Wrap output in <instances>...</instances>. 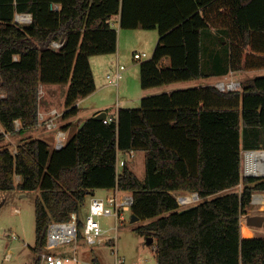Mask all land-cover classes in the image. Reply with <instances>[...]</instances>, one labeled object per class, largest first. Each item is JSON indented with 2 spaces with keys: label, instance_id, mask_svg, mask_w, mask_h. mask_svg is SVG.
Returning <instances> with one entry per match:
<instances>
[{
  "label": "trees",
  "instance_id": "16d2710c",
  "mask_svg": "<svg viewBox=\"0 0 264 264\" xmlns=\"http://www.w3.org/2000/svg\"><path fill=\"white\" fill-rule=\"evenodd\" d=\"M17 14L33 20L18 24ZM113 20L159 33L140 63L145 90L264 69V0H0V141L38 126L41 86L68 84L62 116L80 114L79 101L96 90L91 57L118 51ZM212 29L228 47L217 61L203 59ZM100 113L61 149L39 138L0 149V191L40 192L37 255L52 222L71 220L95 190L118 188L133 195L131 212L150 220L136 231L154 238L158 264H264V237L241 233L254 193H264V178L242 175L243 151H264V77L237 91L206 85L147 96L108 123ZM133 152L146 154L144 181L129 161L118 170L119 154ZM181 193L202 201L181 209Z\"/></svg>",
  "mask_w": 264,
  "mask_h": 264
},
{
  "label": "rangeland",
  "instance_id": "374dc122",
  "mask_svg": "<svg viewBox=\"0 0 264 264\" xmlns=\"http://www.w3.org/2000/svg\"><path fill=\"white\" fill-rule=\"evenodd\" d=\"M16 22V21H15ZM19 24V23H18ZM118 31L124 32L123 34H130L134 30H125L120 29L119 26H116ZM150 34H156L159 39V33L157 30L151 31ZM122 45V60L120 63L124 65L127 70L123 72L124 79L121 81L123 84V89L130 93L131 97H133V101L127 104L122 108H139L141 105V100L145 96H139L144 94L142 93L141 83H140V63L142 61L149 60L152 55L155 46L151 42H144L143 40L133 37L128 38L121 41ZM154 47V48H153ZM153 49V50H152ZM220 54L226 57V52H228V47L221 45L219 48ZM136 52L146 53L147 57L143 60L135 59L134 54ZM108 57L114 56L113 54H108ZM105 55L93 56L90 60L91 67L93 70L94 77L96 79L95 82L106 83L110 82L107 78L109 75H113L115 73L112 66L106 65L105 61H101ZM206 67V66H205ZM264 77V69L255 70V71H242V72H233L230 73L228 77L225 78H214V79H199V80H189V81H179L175 83L166 84L160 87L153 88V90H157L156 94L169 93L175 90H183L188 88H193L197 86L203 85H214L216 86L218 83H224L226 85L237 82L240 84V88L238 90H242L243 85L247 83L250 79ZM113 89L111 92L104 91V94H99L89 101L86 104H83L81 108V112L78 116L77 120L85 121L88 118L94 115L93 109H95V105L108 103L110 106H105L109 108L101 109L103 112L107 113L109 117L114 113L115 108L117 107V103L122 101V98L118 97V88L116 86H109ZM69 89V85H45L43 89L40 88V96L41 100H43V104L47 102L48 97H53L51 102L54 103L57 110L61 113L65 110V100L67 96V92ZM53 90H56L53 94ZM135 90L141 92L139 94L135 93ZM224 91H229L224 90ZM237 91V90H235ZM45 92V97H44ZM4 94H1V97H4ZM97 111V110H96ZM42 112H40V116ZM43 118L40 117L38 126L45 122L42 128L25 130L22 133L16 135H7L3 140L0 141V149L3 147H10L11 150L15 151L16 147L22 141H27L30 139H43L48 140L51 147L56 148V133L58 129H60L56 119L57 128L53 130L48 129L47 125L50 121L47 120L46 116L42 115ZM45 120V122H44ZM61 120V119H60ZM20 128V124L18 126ZM77 127H74L70 132H68V136L71 137L75 133ZM32 137V138H31ZM248 151H243L242 154V166L243 171L242 175L244 177H262V175H250L247 173V162H246V153ZM145 152H135L134 158L130 155L121 154L119 155V159H129L133 172L137 175V177L144 181L146 177V167H145ZM243 190V185H239L229 192H241ZM39 191H30V192H21L19 190L14 191H0V264H33L34 259L38 257V255L33 251V247L36 243V216H35V204L36 199L39 196ZM96 197L106 198L110 197L113 194L112 190L101 189L97 190L95 193ZM258 194L264 196V193H254L253 201L251 206L247 209V213L243 215L241 221L243 226L246 227L247 230L251 231V235L253 237H264V228L249 226L246 221V217L248 215H264V204L254 203V197ZM178 195H183L178 194ZM189 195V194H188ZM187 195V196H188ZM91 195H88L85 203L82 205L79 212V219L85 220L88 214L89 203H90ZM202 200L196 203L183 205L181 209L192 207L197 205ZM132 212L125 213V220L120 222L119 229L116 232L113 229L114 220L112 217H104L101 218L102 226L107 230L105 234V238L107 239L106 244H99L92 247L86 246L82 243L78 244L77 247L80 251L79 262L70 263V264H116V256L117 253L113 248V237L117 234V249L118 255L124 260V264H158L156 259L155 247L153 245L147 244V238L141 236L137 233L136 229L140 226L146 225L150 220H139L137 222H132ZM253 230V231H252ZM247 231V232H248ZM249 233V232H248ZM244 236V235H243ZM246 237V236H244ZM112 238V239H111ZM75 244L65 245L63 247L58 248L56 251L58 253L71 254L72 249ZM114 250V251H113ZM12 255L11 260H6L8 255ZM94 260H97L94 262Z\"/></svg>",
  "mask_w": 264,
  "mask_h": 264
},
{
  "label": "built area",
  "instance_id": "2783aa9c",
  "mask_svg": "<svg viewBox=\"0 0 264 264\" xmlns=\"http://www.w3.org/2000/svg\"><path fill=\"white\" fill-rule=\"evenodd\" d=\"M33 20L31 14H17L16 23L28 24ZM113 26H119L118 21H112ZM63 46V41H54L52 47L59 50ZM135 59L143 60L147 57L146 53H135ZM126 67L118 65L115 73L108 76L109 83L113 86H118L120 80L123 77V72ZM220 90L235 91L240 88V84L232 82L228 85L224 83H218L216 85ZM52 118L50 119L47 127L49 130L57 128L56 119L61 116L57 110H53L50 113ZM43 118V116H40ZM112 118H106L105 123L111 122ZM17 128L19 122H16ZM56 149H61L67 142V133L61 129H58L56 133ZM121 154V153H120ZM119 154V155H120ZM128 161L124 159L118 160V170L125 165ZM19 180V178H18ZM113 194L110 197L99 198L94 194L91 195L88 214L85 220H80L78 214H73L71 220L67 222H52L48 228L47 242L41 253L38 254L41 264H70L79 262L80 251L77 247L82 243L86 246L94 247L99 244H106L107 239L105 234L107 230L102 226L101 218L112 217L114 220L113 229L117 232L120 222L125 220V213L131 212V208L134 203L133 195L130 192L121 191L118 188L112 189ZM177 195V200L181 207L183 205L199 202L201 199L194 194ZM184 198H189L184 200ZM117 234L113 237V248L117 253L116 264H124V260L118 255L117 249ZM75 244L72 249V253L67 255L64 253H58L56 250L65 245ZM113 250V251H114ZM12 255H8L6 260H11Z\"/></svg>",
  "mask_w": 264,
  "mask_h": 264
},
{
  "label": "crops",
  "instance_id": "0c3cea01",
  "mask_svg": "<svg viewBox=\"0 0 264 264\" xmlns=\"http://www.w3.org/2000/svg\"><path fill=\"white\" fill-rule=\"evenodd\" d=\"M151 31H155V30H144V29L139 28V29H135L130 34H126V33L123 34L124 32H122L120 30L119 31V38H118V51H117V53L113 54L114 56H111V57L110 56L108 57L107 55H105L104 58H101V59H103L101 61H105L106 62V65L108 64V65L112 66L111 67V68H113L112 70L116 71L118 65H122V63H120L121 60H122V58H123L122 57V52L123 51H122L121 41L124 40V38L125 39H128V38L137 37V38L143 40L144 42H151V43H153V46H155V45H157L159 39H158V37H157L156 34L155 35L154 34H150ZM221 38H222V35L218 31H216L215 29H212L210 31H207V32H205L203 34V45H202V47H203V59H205V58H206V60L209 59L208 61H211V60L212 61H217L218 60V58H219V52H220L219 48L221 47V44H220V39ZM225 44L226 43H224V45ZM136 53H139V52H136ZM162 65L163 66L169 65V59H164L163 62H162ZM126 70H127V68H126ZM214 71H213V73H214ZM230 73H233V72H230ZM230 73L225 74V75H222V76H212V77L206 78V80H208V79H214V78H225V77H228ZM107 78H108V76H107ZM123 79H124V74H123L122 79L119 82V85L116 86L118 88V91H119L118 92V97L119 98H122V101H119L117 103V107L115 108V111L111 115L110 118H117L118 110L120 108H122V107H125L127 104H129L134 99L133 97L130 96L131 95L130 93L128 94V92H126L123 89V84L121 83V81ZM95 81H96V79H95ZM109 86H112V85L109 82L106 83V81H104L103 83H101L99 81L96 82V90H95V92L93 94H91L90 96H88L87 98L81 99L79 101V103H78L79 107L82 108L83 104H86V102L89 101L91 98H93V97H95V96H97L99 94H104V91H107L108 93L111 92L113 89H111ZM203 86H206V85H203ZM197 87H199V86H197ZM41 89H43V86H41ZM55 91L56 90H53V94H54ZM142 91H143L142 93H144L142 95L139 94L141 92V90L140 91L135 90V93L139 94V96H142V97L145 96V97H147V96L155 95L156 92H157V90H153V88L147 89V90H142ZM44 97H45V92H44ZM51 99H53V97H48L47 102H45L43 104V102H42L43 100H41V103H40V112H42V115L46 116V118H47L48 121H49V119L52 118V116H50V113L53 110H57V108L55 107L54 103L51 102ZM110 105L111 104H108V103H106V104L103 103V104H100V105L96 104L95 105V109H93V110H95L94 111V115L96 113H98V112H101L102 113L103 111L101 109H103V108H109V107H105V106H110ZM63 112H61V113L59 112L61 114V116L57 118L58 119L57 123H58L60 129L63 130V131H65L67 133V137L69 139L70 137L68 136V132H70L74 127H77L76 131H74L76 133L78 131V129H79L80 122H82V121L77 120L79 115H77L75 117H71L69 119H64L63 116H62L63 115ZM44 122H45V120H44ZM46 123L47 122H45V124ZM45 124L41 123L39 126H37V129L42 128L43 125H45ZM34 130H36V129H34ZM46 130H49V129H46ZM46 141L49 142L48 140H46ZM134 153L135 152L128 153L126 155H130L131 157L134 158ZM121 154H123V153H121ZM124 160H127V159H124ZM128 161H129V159H128ZM97 190H101V189H97ZM97 190H95L94 193ZM242 226H243V224H242V221H241V233H242V237L243 238H247V237H244L243 236L244 235L243 234V230L244 229L247 230V228L246 227H242ZM248 232L252 234V232L250 230ZM252 235H254V232H253ZM96 261L97 260H94V262H96Z\"/></svg>",
  "mask_w": 264,
  "mask_h": 264
},
{
  "label": "bare ground",
  "instance_id": "6f19581e",
  "mask_svg": "<svg viewBox=\"0 0 264 264\" xmlns=\"http://www.w3.org/2000/svg\"><path fill=\"white\" fill-rule=\"evenodd\" d=\"M247 173L250 175L264 176V151H248L246 153ZM189 198H184L188 200ZM254 203L264 204V197L258 194L254 197ZM250 226V225H249ZM244 229L243 234L246 237H251V233Z\"/></svg>",
  "mask_w": 264,
  "mask_h": 264
},
{
  "label": "water",
  "instance_id": "95a60500",
  "mask_svg": "<svg viewBox=\"0 0 264 264\" xmlns=\"http://www.w3.org/2000/svg\"><path fill=\"white\" fill-rule=\"evenodd\" d=\"M97 120H105L107 118V113L105 112H102L100 114H98L96 117H95ZM194 195L196 197H199L198 193H194ZM140 219L135 216L134 214L132 215V222H137L139 221ZM246 221H247V224L250 225V226H254V227H259V228H264V215H248L246 217ZM147 238V244L148 245H153L154 243V238L153 237H146Z\"/></svg>",
  "mask_w": 264,
  "mask_h": 264
}]
</instances>
